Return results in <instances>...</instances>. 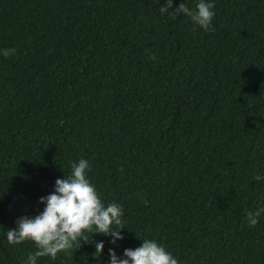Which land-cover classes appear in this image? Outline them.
Segmentation results:
<instances>
[{
  "label": "trees",
  "instance_id": "16d2710c",
  "mask_svg": "<svg viewBox=\"0 0 264 264\" xmlns=\"http://www.w3.org/2000/svg\"><path fill=\"white\" fill-rule=\"evenodd\" d=\"M183 2L0 0V50L16 49L0 55V264L37 250L5 234L81 158L124 239L85 233L37 264H109L144 239L179 264H264V213L245 220L264 206V0H211L210 30L172 18Z\"/></svg>",
  "mask_w": 264,
  "mask_h": 264
},
{
  "label": "clouds",
  "instance_id": "9594fccd",
  "mask_svg": "<svg viewBox=\"0 0 264 264\" xmlns=\"http://www.w3.org/2000/svg\"><path fill=\"white\" fill-rule=\"evenodd\" d=\"M173 0H166L160 7L161 14L169 13ZM215 5L211 0H198L195 8H190L185 2L180 3L174 11L172 18L183 14L190 21L204 30H210L215 12ZM15 48L0 50V55L11 57ZM154 59V57H151ZM90 170L86 159H79L71 164V172L63 179L55 181V190L46 197L40 198V203L45 207L39 214L29 217L22 216L16 221L14 229L7 230L6 241L9 245H19L24 241H31L36 246V251L30 253L24 264H37L38 258L50 257L55 259L60 252H67L74 246L78 249L81 241H89L85 233H99L111 236V243L124 239L121 234L124 223L123 210L115 202L105 205L95 186L87 178ZM264 177L254 176L260 181ZM264 213V206L255 211H246L245 220L250 227L258 223V218ZM96 251L93 256L98 258L104 249V243L95 242ZM109 264H179L171 252L159 244L155 239H144L141 246L135 249H125L123 257H118L113 249H109Z\"/></svg>",
  "mask_w": 264,
  "mask_h": 264
}]
</instances>
